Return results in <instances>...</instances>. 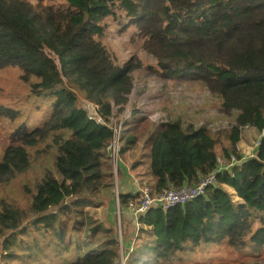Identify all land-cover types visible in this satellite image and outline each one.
Wrapping results in <instances>:
<instances>
[{
  "label": "trees",
  "instance_id": "16d2710c",
  "mask_svg": "<svg viewBox=\"0 0 264 264\" xmlns=\"http://www.w3.org/2000/svg\"><path fill=\"white\" fill-rule=\"evenodd\" d=\"M118 10L131 18L141 49L164 77L202 85L222 113H235L223 170L209 126H159L150 140L154 194L212 173L217 183L183 206L139 217L140 244L125 264H181L197 249L221 243L249 250L254 261L247 264H264V137L253 157L244 158L238 148L246 126L264 133V0H0V68H18L36 108L48 107L31 126L26 110L0 105V119L16 124L0 161V180L29 169L28 149L49 134L71 132L56 139L58 177L41 179L27 212L0 202V264L119 261L124 244L113 229L100 223L84 238L87 224L71 219L76 207L113 187L107 157L112 132L88 120L77 98L99 105L108 120L114 106L127 103L132 75L142 67L135 57L121 63L103 42L106 21L117 20ZM125 131L122 145L130 149L137 138H125ZM138 196L119 195L121 209Z\"/></svg>",
  "mask_w": 264,
  "mask_h": 264
},
{
  "label": "rangeland",
  "instance_id": "374dc122",
  "mask_svg": "<svg viewBox=\"0 0 264 264\" xmlns=\"http://www.w3.org/2000/svg\"><path fill=\"white\" fill-rule=\"evenodd\" d=\"M25 1L37 5L48 0ZM117 17V20L110 18L106 21L108 27L103 42L121 63H125L134 57L142 63L141 69L132 75L133 89L128 96L127 103L123 106L113 107L112 117L114 120L120 119L124 123L125 138H137V143L130 149L125 145L126 142L123 143L122 146H126L127 151L121 154L120 162L124 158L129 162L132 161V164L141 162L140 165L143 167L139 171V176L143 178L142 182L150 184L146 177L148 172H146L145 165L147 164L146 154L151 148V137L162 123L180 121L185 125L192 124L196 127L207 125L213 130V137L217 142L215 150L218 155L219 170H223L222 168L227 165L223 150L229 148V129L234 123L235 113H222L218 99L211 96L202 85L175 77H164L166 75L156 69L155 61L141 49L142 44L137 36L138 31L132 25L131 18L125 11L120 10L117 11ZM20 76L21 73L18 68H0V105L26 110L32 116L31 126H35L39 123L37 115L46 112L48 107L36 108L33 103L34 100L31 99L30 85L24 82ZM64 83H67L66 79H64ZM85 102L87 101L79 95L76 105L84 110ZM40 106H43V103L40 102ZM14 127H16L15 123L0 119V161L6 149L12 145L10 132ZM70 133L69 131L51 133L44 142L29 148L30 168L21 174L0 180V202L4 201L14 208L27 212L31 195L41 179L46 176L58 177L55 161L60 143L56 139L61 136L66 139ZM262 137L264 134L260 135L252 128L244 129L238 144L241 155L244 158L254 156ZM124 155L126 156L124 157ZM110 182L113 184L111 191L116 195L114 189L117 185L114 177ZM225 188L233 192L229 187ZM101 201H104L102 197L90 198L84 207H76V211L71 214V219L80 220V222L87 224L84 238L90 232L89 230L101 223L106 228L113 229L120 242V239L124 237L123 220L126 217L123 214L124 210L120 207L118 215L117 206L114 207L110 214L114 223L108 225L106 218L108 208L106 205H100ZM81 235L82 233L78 235L79 239ZM96 240L97 243L93 246L97 247L101 235H97ZM120 245H122L121 242ZM125 253L126 250L120 247V258L117 264H123ZM253 261L249 257V250L236 251L226 243H221L206 245L197 249L181 264H246ZM28 264L36 263L28 262Z\"/></svg>",
  "mask_w": 264,
  "mask_h": 264
},
{
  "label": "built area",
  "instance_id": "2783aa9c",
  "mask_svg": "<svg viewBox=\"0 0 264 264\" xmlns=\"http://www.w3.org/2000/svg\"><path fill=\"white\" fill-rule=\"evenodd\" d=\"M100 106L91 102H85V115L90 121H93L97 125L104 126L112 132V139L107 146V157L112 166L113 177L117 183V174L120 164V156L122 150V134L124 132V123L119 120H114L111 116L108 120L105 119L100 111ZM245 129H249L248 126ZM264 134V133H263ZM260 142L258 143V146ZM257 146V147H258ZM217 183L215 173H212L206 177H202L195 184H185L179 188L171 187L167 191L156 195L152 191L151 187L147 184L142 187L137 199L131 201L128 205V210L132 214L135 220L144 216L150 210L160 209L163 212H167L175 207L183 206L186 203L193 201L206 194L207 189L210 186H214ZM116 206L118 215L120 213L119 197L116 193ZM122 244V239H120ZM129 253H132V249L126 251L125 260ZM125 260L123 264H125Z\"/></svg>",
  "mask_w": 264,
  "mask_h": 264
},
{
  "label": "crops",
  "instance_id": "0c3cea01",
  "mask_svg": "<svg viewBox=\"0 0 264 264\" xmlns=\"http://www.w3.org/2000/svg\"><path fill=\"white\" fill-rule=\"evenodd\" d=\"M150 153H151V148H150V151L146 154L147 164L145 165V169H146V172H148L146 174L147 180L150 182V184L148 185L152 186L154 183V180L149 172L150 171L149 170ZM125 156L126 155H124V157ZM128 162L129 161L125 160L124 158L119 164V170L117 174V183H116L117 187L115 186V189H114L115 192L118 194V196L128 195V194L137 195L139 194L142 187L144 185H147V183L142 182L143 178L139 176L140 174L139 171L143 167L142 165H140L141 162H135L134 164H132L133 163L132 161H130L129 163ZM222 169H227V165L223 167ZM113 193L114 192L111 191V189L104 190L101 196L104 201L100 202V205H104V206L106 205V208H108V215L106 217L108 225H111V223H114L113 218L110 217L111 212H113V208L116 207V198H115L116 195H114ZM122 209L124 210L123 214L126 215V217H124V220H123L124 237L122 239V246L124 244V249L126 251H129L130 249L133 250V247L136 246L137 244H140L135 241V237L137 236V229H139L138 228L139 222L138 220H135L133 216H131L132 214L129 212L127 208H122ZM147 264H156V263L154 261H149Z\"/></svg>",
  "mask_w": 264,
  "mask_h": 264
}]
</instances>
